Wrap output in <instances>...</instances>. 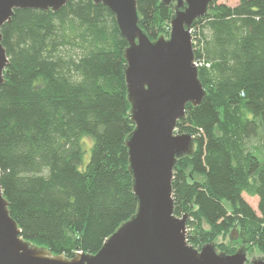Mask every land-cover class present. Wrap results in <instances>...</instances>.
Segmentation results:
<instances>
[{"label":"trees","instance_id":"1","mask_svg":"<svg viewBox=\"0 0 264 264\" xmlns=\"http://www.w3.org/2000/svg\"><path fill=\"white\" fill-rule=\"evenodd\" d=\"M212 1L190 27L206 95L176 123L177 134L194 137V152L173 168L174 214L188 215L186 239L195 248L235 229L232 244L264 253V1ZM136 3L147 37L167 38L173 6ZM0 32L8 59L0 187L10 215L24 241L53 255L95 254L137 208L125 147L134 128L127 43L113 14L91 0H70L57 12L16 10ZM243 193L257 197L256 211Z\"/></svg>","mask_w":264,"mask_h":264},{"label":"water","instance_id":"2","mask_svg":"<svg viewBox=\"0 0 264 264\" xmlns=\"http://www.w3.org/2000/svg\"><path fill=\"white\" fill-rule=\"evenodd\" d=\"M69 1L0 0V30L11 22L16 10L57 12ZM91 1L107 7L127 43L123 75L134 128L125 147L136 212L95 254L79 253L69 259L22 239L0 187V264H264V255L254 258L253 248L238 243L233 254L217 251L214 243L200 248L189 245L188 215L174 214L173 168L194 152V137L177 134L176 123L184 118L187 104L197 107L206 95L194 64L190 27L207 14L213 1L160 0L164 6L172 5L174 13L169 36L153 41L138 25L136 0ZM7 64L0 32V86ZM237 239L233 229L230 243Z\"/></svg>","mask_w":264,"mask_h":264},{"label":"rangeland","instance_id":"3","mask_svg":"<svg viewBox=\"0 0 264 264\" xmlns=\"http://www.w3.org/2000/svg\"><path fill=\"white\" fill-rule=\"evenodd\" d=\"M237 1L238 0H220L219 3H223L227 6H235L237 4ZM257 141H249V143L252 145V144H256ZM89 155H90V149H89V146L86 148V152L83 156V162H87L88 159H89ZM243 199L246 201V203L256 211L257 209V203H258V199L257 197L255 196H252V195H249V194H246V193H243ZM187 231V229H186ZM187 234V232H186ZM221 241H223L228 247H232V243H230V238L228 236H226L224 239H222L221 237H218L214 240V243H220ZM235 246L239 247L238 244H235ZM218 251V250H217ZM220 252V251H219ZM264 253H261L259 252L256 248H253V252H252V257L256 258V257H261L263 256Z\"/></svg>","mask_w":264,"mask_h":264},{"label":"built area","instance_id":"4","mask_svg":"<svg viewBox=\"0 0 264 264\" xmlns=\"http://www.w3.org/2000/svg\"><path fill=\"white\" fill-rule=\"evenodd\" d=\"M190 33H191V30H190ZM194 64H195V66H196L197 68L201 66V64L197 63L195 60H194Z\"/></svg>","mask_w":264,"mask_h":264},{"label":"flooded vegetation","instance_id":"5","mask_svg":"<svg viewBox=\"0 0 264 264\" xmlns=\"http://www.w3.org/2000/svg\"><path fill=\"white\" fill-rule=\"evenodd\" d=\"M247 263H248V261H247Z\"/></svg>","mask_w":264,"mask_h":264}]
</instances>
